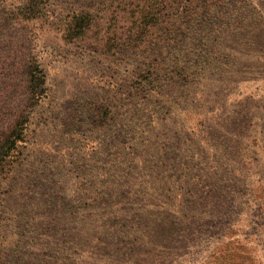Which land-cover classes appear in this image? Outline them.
Here are the masks:
<instances>
[{"label": "trees", "instance_id": "trees-1", "mask_svg": "<svg viewBox=\"0 0 264 264\" xmlns=\"http://www.w3.org/2000/svg\"><path fill=\"white\" fill-rule=\"evenodd\" d=\"M8 1L0 0V21L9 28L19 25L26 50L31 51L30 35L33 30L43 28L48 20L47 6L52 0H10L13 10L4 13L1 4ZM247 1L113 0L102 9L74 13L61 21L62 39L69 43L94 33L106 53L148 48L136 55L138 66L134 77L138 80L130 93L134 102L124 104L134 106V114V110L127 109L116 112L118 102L114 104V100L106 103L104 100L96 106L102 93L87 94L89 99H95L88 106L94 117L87 124V180L91 178L96 184L91 192L93 196L87 200V231L81 230V239L78 235L73 238L71 250H83L91 242L97 246L105 243L104 219L106 216L115 219L124 211L109 208L121 197L142 201L152 197V201H159L160 208L154 204L150 208L154 216L167 217L163 221L166 224H162L164 234L169 235H165L164 246L172 253L194 250L206 239L212 241L213 252L226 242L224 236L228 237L229 230L225 228L223 238L217 242L213 241L215 234L210 232L199 236L204 231L219 229L230 207V200L222 201L223 196L221 200L212 198L213 187L208 192L209 199L200 197L199 134L212 138L235 137L244 121L242 114L236 112L239 105L234 97L239 96L241 85L259 79L260 70L264 69V8L259 5L246 10ZM215 8L222 9L224 14L219 17L220 22L209 24L215 19L211 16ZM186 20L199 26L189 29ZM152 49L153 53L164 54H149ZM20 52L21 56L11 55L4 74L0 71L3 75L0 78V179L17 167L22 149L28 145L31 115L46 97L47 76L41 63ZM131 75L129 72L128 77ZM125 93L128 92L115 94L124 97ZM157 97L161 99L155 100ZM126 100L125 97L122 102ZM190 115L203 117L197 130L188 124ZM85 169L81 166L77 171L85 172ZM118 186L127 188L125 194L116 190ZM26 205L27 211L35 210L32 204ZM209 207L211 211H207ZM21 217L28 228L32 226L29 214ZM78 221L76 218L75 223L80 225ZM93 221L99 225L94 229L95 234L90 235ZM127 228L123 242L128 246L158 247L155 241L159 236L156 239H148L145 233L140 236L143 230L138 224L132 225L131 231L130 225ZM134 233L136 237L132 238ZM67 244L63 241L59 246ZM14 246L8 255L12 263L20 260L21 248ZM212 252L204 263L216 258L218 253ZM172 257L173 254L164 259L172 263ZM49 263L56 264L54 257Z\"/></svg>", "mask_w": 264, "mask_h": 264}, {"label": "rangeland", "instance_id": "rangeland-1", "mask_svg": "<svg viewBox=\"0 0 264 264\" xmlns=\"http://www.w3.org/2000/svg\"><path fill=\"white\" fill-rule=\"evenodd\" d=\"M111 1L52 0L47 6L48 20L43 28L33 30L30 35L31 51L26 50L19 25L13 24L9 28L0 21V71L4 74L11 55L21 56V50L30 58H36L47 76L46 97L31 115L28 145L23 147L14 171L0 179V264H50L51 257L56 264H264V206H258L264 203V69L260 70L259 79L247 80L241 85L237 91L239 96L234 97L239 105L236 112L242 114L244 121L236 136L216 135L212 138L199 134L200 197L209 199L208 192L213 187L212 194L219 195H213V199L221 200L223 196L222 201L230 200L219 229L204 231L199 236L210 232L213 236L215 234L213 241L217 242L223 238L222 229L225 228L229 230L228 237L224 236L225 243L212 252V241L206 239L194 250L172 253L164 246L165 235H169L164 234L162 224H166L163 221L167 217L154 216L150 208L152 204L160 208L159 201H152V197H146L149 201L121 197L109 208L116 210L118 207L124 211L115 219L110 216L104 219L105 243L97 246L91 242L83 249L85 253L70 249L73 238L78 235L81 239V230L87 231V200L93 196L96 184L91 178L87 180V124L94 117V111L91 112L88 106L95 101L87 94L91 91L102 93L96 106L103 104L104 100V103L114 100V104L118 102L116 112L127 109L134 110V114V106L124 104L134 102L130 93L138 80L134 77L138 66L136 55L145 53L148 48L106 53L94 33L84 40L69 43L62 39L60 23L68 15L102 9ZM247 2L246 10L259 5L264 8V0ZM11 5L10 0L2 3L1 10L7 13L13 10ZM223 14L222 9L215 8L211 14L215 19L208 23L220 22L219 17ZM198 24L186 20L185 26L197 28ZM172 47L176 48V45ZM6 52L10 54L6 55ZM155 54L159 56L164 52ZM129 72H132L131 77H128ZM118 91L128 93L116 97ZM125 97L127 100L122 102ZM202 118L190 115L188 124L197 130ZM81 166L86 167L85 172L77 171ZM126 189L118 186L116 190L125 194ZM29 203L35 208L33 212L27 211L26 204ZM213 206L219 207L216 203ZM207 211H211L210 207ZM28 214L33 226L29 225V228L21 217ZM76 218H79L80 225L75 223ZM137 224L143 230L140 236L143 233L148 239L159 236L155 241L158 247L147 244L128 246L123 242L127 226L130 225L131 231L132 225L136 227ZM98 225L96 221L90 224V235L95 234ZM135 237L134 233L132 238ZM63 241L69 246H59ZM14 245L21 251L18 254L20 260L12 263L8 255ZM210 252L218 255L204 263ZM171 254L173 262L167 263L170 259L164 258Z\"/></svg>", "mask_w": 264, "mask_h": 264}]
</instances>
